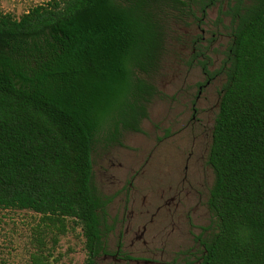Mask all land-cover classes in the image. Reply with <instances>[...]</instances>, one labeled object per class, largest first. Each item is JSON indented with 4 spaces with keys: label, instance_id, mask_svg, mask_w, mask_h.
I'll use <instances>...</instances> for the list:
<instances>
[{
    "label": "trees",
    "instance_id": "obj_1",
    "mask_svg": "<svg viewBox=\"0 0 264 264\" xmlns=\"http://www.w3.org/2000/svg\"><path fill=\"white\" fill-rule=\"evenodd\" d=\"M186 0H48L0 12V208L40 214L52 244L68 220L87 256L104 248L97 142L140 130L171 10ZM215 117L208 204L217 229L200 264H264V0H235ZM56 227V231L52 230ZM37 230L32 264H50Z\"/></svg>",
    "mask_w": 264,
    "mask_h": 264
},
{
    "label": "flooded vegetation",
    "instance_id": "obj_2",
    "mask_svg": "<svg viewBox=\"0 0 264 264\" xmlns=\"http://www.w3.org/2000/svg\"><path fill=\"white\" fill-rule=\"evenodd\" d=\"M220 1L186 0L185 9L175 10L172 19L182 31L176 42L185 54L178 57L169 79L175 93L165 103L158 133L138 147L125 145L123 136L141 133L140 125V130H122L118 141L102 143L114 150L109 162L102 160L96 182L105 202L98 264L202 261L203 240L213 226L208 186L215 109L218 112L236 22L231 10L235 0L218 6ZM158 161L159 195L151 182Z\"/></svg>",
    "mask_w": 264,
    "mask_h": 264
},
{
    "label": "rangeland",
    "instance_id": "obj_3",
    "mask_svg": "<svg viewBox=\"0 0 264 264\" xmlns=\"http://www.w3.org/2000/svg\"><path fill=\"white\" fill-rule=\"evenodd\" d=\"M48 0H0V12H9L18 18L22 13L26 12L32 6L46 3ZM221 0L218 6L223 4ZM227 1V0H226ZM229 1V0H228ZM249 3L250 0H244ZM217 8L211 10L210 15L213 16ZM170 17L167 18L166 24V45L161 55L159 67L152 73L150 79L157 88L156 94L150 99L147 110L148 117L141 121V133L125 134V145L130 147H138L152 140L158 133L162 125L165 103L170 101L174 95L175 89L169 83L177 64L178 57L185 54L183 49L176 42V37L181 31L174 23L172 17L176 15V11L171 10ZM182 32V31H181ZM217 113V109H215ZM114 147L105 149L101 142H97L93 152V168L95 182L99 183L98 170L101 169L102 160L108 161L112 158ZM106 158L104 159V157ZM162 169L159 161L153 164L151 182L154 185L157 195L161 194L160 186L157 181L158 171ZM155 172V173H154ZM214 180V169L210 165V183L208 191L212 187ZM112 202L107 205L108 211L111 210ZM213 226L210 235L217 229V217L211 214ZM43 228L41 234L49 248L50 264H84L87 251L84 248V236L82 235L80 226L74 225L73 221L68 220L66 230L62 234H58L57 243L52 244L49 238L48 228L43 226L40 221V214L29 209L17 208H0V264H32L31 255L37 250V240L35 235L38 229ZM56 231V227H52ZM173 262L174 261H168ZM177 264L182 261H175Z\"/></svg>",
    "mask_w": 264,
    "mask_h": 264
}]
</instances>
